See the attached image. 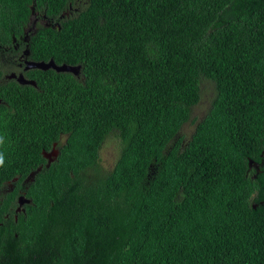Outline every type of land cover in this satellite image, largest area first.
<instances>
[{"label":"trees","instance_id":"1","mask_svg":"<svg viewBox=\"0 0 264 264\" xmlns=\"http://www.w3.org/2000/svg\"><path fill=\"white\" fill-rule=\"evenodd\" d=\"M33 1L0 0L9 31L12 20L32 28ZM35 9L56 27L30 33L32 50L81 69L40 72L16 98L25 105L3 133L0 187L43 168L17 221V190L0 195V264H264V165L257 179L249 170L264 161V0ZM204 88L209 109L193 119ZM60 132L47 167L41 151ZM107 140L119 154L104 171Z\"/></svg>","mask_w":264,"mask_h":264},{"label":"flooded vegetation","instance_id":"2","mask_svg":"<svg viewBox=\"0 0 264 264\" xmlns=\"http://www.w3.org/2000/svg\"><path fill=\"white\" fill-rule=\"evenodd\" d=\"M0 18V135L3 136L4 132L9 135L10 132H8V130L13 128L16 129V119L20 118L19 115H17V108H22L25 105L24 100H17L16 98L24 93L26 87H31L33 89L39 87L37 78L41 76L40 72L45 71L32 68V64L39 62L49 63L55 60H43L32 50L33 42L30 33L34 31L35 26L27 28L24 22L12 20L14 26H16V31L11 32L7 25L8 21L2 17L1 12ZM38 24L41 23L38 22L37 27ZM58 65H63V63ZM13 113H16V115H13ZM67 139L68 134L60 132L59 137L51 142L50 148L41 151L42 156L44 152L51 154L53 151H59L57 156L54 153L50 156L52 160L51 164H53L60 156L61 148L65 145ZM44 160L45 164L48 165L50 160L48 158H44ZM18 181L19 178L17 177L11 182H4L0 187V195H9L17 190L18 197L14 207V217L16 221L19 215L26 213V206L33 203L26 195L29 189L28 185L32 182H27L26 178L21 188L17 189L18 186L14 183ZM21 199L25 201L29 200L30 203L21 206L19 204Z\"/></svg>","mask_w":264,"mask_h":264},{"label":"rangeland","instance_id":"3","mask_svg":"<svg viewBox=\"0 0 264 264\" xmlns=\"http://www.w3.org/2000/svg\"><path fill=\"white\" fill-rule=\"evenodd\" d=\"M205 89V88H204ZM212 98V91L204 90L202 93V100L201 102L194 107L193 109V119L194 118H202L210 104V100ZM195 126L188 123L182 129V135L187 139L193 133ZM118 145L117 142H113L111 140H107L103 146L101 151V164L104 171H109L113 169L116 161L118 159Z\"/></svg>","mask_w":264,"mask_h":264},{"label":"water","instance_id":"4","mask_svg":"<svg viewBox=\"0 0 264 264\" xmlns=\"http://www.w3.org/2000/svg\"><path fill=\"white\" fill-rule=\"evenodd\" d=\"M35 4V2H34ZM35 8L32 7V14H31V20L30 22L32 23L33 22V19L32 17L35 16ZM37 19H35L36 21ZM47 26H50L47 25ZM32 68H37V69H41V70H49V69H53V70H56L57 72H63V73H72L74 75H78L79 72H80V69H81V66H70V65H67V64H63V65H58L56 64L54 61H51L49 63H46V62H39V63H33L32 64ZM34 83V82H33ZM52 153H54L56 156L59 154V151H53ZM51 153V154H52ZM51 154H48L47 152H44V155L46 158H48L50 160V162L48 163L47 167L50 166L51 164V159H50V156ZM264 165V161L260 164L258 162H255L253 160H249V170H252V169H255L256 170V174L253 176V179H257L258 177V174L261 172V166ZM42 166L37 168L35 171H33L29 177L27 178V182H34L35 181V178L36 176L41 172L42 170ZM26 203H30V201H25V200H20L19 201V204L21 206H23L24 204ZM254 209H257L256 205H254Z\"/></svg>","mask_w":264,"mask_h":264},{"label":"clouds","instance_id":"5","mask_svg":"<svg viewBox=\"0 0 264 264\" xmlns=\"http://www.w3.org/2000/svg\"><path fill=\"white\" fill-rule=\"evenodd\" d=\"M34 2H35V4H34ZM33 4H34L33 7L35 8L36 0L33 1ZM31 14H32V12H31ZM35 14L36 15L32 17L33 22L30 23L31 26H35L34 31L37 30V28H38L37 27V23L38 22L41 23V24H38V26L44 25V27H47V28H51V27L55 28L56 27V26H54V21L50 20L51 18L47 15L46 12L42 14L43 15V19L42 20L39 19V14H41V13L39 11H37L36 9H35ZM35 19H37V20L35 21ZM49 24H50V26H47ZM69 74H71V73H69ZM3 144H4V137L0 136V145H3ZM4 164H5V156H4L3 152H0V167H3Z\"/></svg>","mask_w":264,"mask_h":264}]
</instances>
